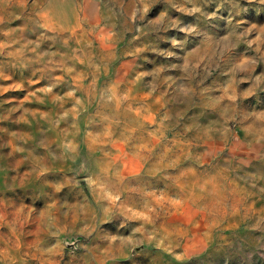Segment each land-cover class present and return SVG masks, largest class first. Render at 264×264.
<instances>
[{
	"label": "rangeland",
	"instance_id": "1",
	"mask_svg": "<svg viewBox=\"0 0 264 264\" xmlns=\"http://www.w3.org/2000/svg\"><path fill=\"white\" fill-rule=\"evenodd\" d=\"M0 264H264V0H0Z\"/></svg>",
	"mask_w": 264,
	"mask_h": 264
}]
</instances>
